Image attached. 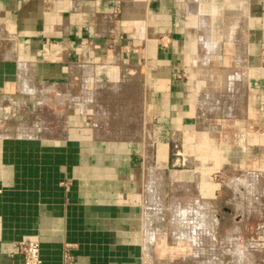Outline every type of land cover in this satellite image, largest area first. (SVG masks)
Masks as SVG:
<instances>
[{"label":"crops","instance_id":"0c3cea01","mask_svg":"<svg viewBox=\"0 0 264 264\" xmlns=\"http://www.w3.org/2000/svg\"><path fill=\"white\" fill-rule=\"evenodd\" d=\"M126 85H141V130L92 120L94 92ZM51 100L60 118L34 119ZM6 117L22 132L0 135V264H24L23 239L43 264H64L67 243L74 264H198L175 237L219 230L220 171L228 214L264 234V0H0ZM175 140L190 167L165 165Z\"/></svg>","mask_w":264,"mask_h":264},{"label":"rangeland","instance_id":"374dc122","mask_svg":"<svg viewBox=\"0 0 264 264\" xmlns=\"http://www.w3.org/2000/svg\"><path fill=\"white\" fill-rule=\"evenodd\" d=\"M140 89H141V85H138V87L136 86L133 89H130L128 85H126L123 89L104 91L100 94V96H98V94L94 92L95 97H92V100H90L93 101L94 103V113H91L90 117L94 121L102 120V117L105 120L108 119L111 128L114 129H119L123 126L129 132L134 133L138 130L140 131L141 124L140 125L136 124L138 122L134 123V121L137 118H135V120L134 118H132L133 115H136L137 117L140 116V107L138 106L139 102L142 99V95H141L142 91ZM50 103L56 104V102L51 100L49 104L45 105V108H42V111L38 110L39 113L34 114V119L37 118L36 117L37 115H40L42 118H48V119L51 118L54 120H58L60 118V115L62 114H57L58 112H54V110L60 111L63 110L64 107L59 105L58 108H56L54 105H51ZM97 104L100 105V107L97 106ZM102 112L105 113V116H103ZM10 126L13 127L15 125H10ZM235 139L236 141H240L241 135L235 136ZM176 143H179V147H181V150L183 152L182 140H178V142L177 140L170 141L171 158L168 163H165V165H168L169 168H173V169L178 167L180 168L190 167L192 163H195L194 159L191 158L189 155L184 156V158L183 156L179 157L178 159L177 156L174 154L177 149L175 147ZM148 144L150 150L148 155V168L157 167V170L152 172L153 173L152 178H150L151 173H149L148 180L151 179L150 182L153 180V185L157 187L156 192L157 194H160L158 192H160L161 186L166 187V184L163 179H166L168 174L167 173L164 174V172L162 173L159 172V167L160 166L162 167V164H164V162L159 161L157 157L153 155V150H154L153 141L148 140ZM232 174L233 173L230 172L226 173L224 171H220L214 173L213 175L214 179L221 184V188L218 189V192L220 191L222 195L218 199V203H219L218 215L221 222L220 224L221 226H219V230L215 232L214 231H182V232H186V234L175 237V239H178L177 237H180V239L182 238L183 243H185L186 250H188V252L186 253L187 256L194 261L196 260L198 264H203L202 262L208 259L223 261L224 264H257L258 260L260 259L262 260L264 258V252L257 250L258 247L264 248V234H262L259 231H255L256 220L255 219H250V221L246 219L238 220V218H233L228 214L229 211L226 208L228 206L225 204V200H226L225 198L230 196L229 194L230 193L232 194L233 190L235 192V188L232 187H231L232 189L230 188ZM238 176L240 177V174L236 173V177ZM162 182L164 183L162 184ZM176 187H174V189H170V191L168 192L169 195L168 200L172 201L170 203H167L168 206H167V210L165 211H167L168 215L172 214L171 210L173 211L177 210L176 200L173 197L180 196L184 193L182 188H176ZM242 212L244 211L240 210L238 211V214ZM221 214H222V219H221ZM243 217L244 215L242 214V218ZM185 221L186 223H188L189 227L191 226L193 228L192 223H194V220H190V221L185 220ZM174 222L177 221L174 220ZM168 224L170 225V223ZM236 226L238 227L242 226L240 229L241 231L238 230ZM228 228L229 229L232 228L233 231L232 232L226 231V229ZM163 232H166L167 236L171 239L173 237L172 235H174L175 232H179V231H163ZM188 233L189 235L191 234L192 236H189ZM241 249L243 250L245 255L242 259V262L238 260V255H240L241 257V253H238L239 250ZM261 264H264V260L261 261Z\"/></svg>","mask_w":264,"mask_h":264},{"label":"built area","instance_id":"2783aa9c","mask_svg":"<svg viewBox=\"0 0 264 264\" xmlns=\"http://www.w3.org/2000/svg\"><path fill=\"white\" fill-rule=\"evenodd\" d=\"M2 121L0 119V135L5 134H21V129H15L10 126L6 121ZM178 142V141H177ZM175 147L177 148L175 151V155L179 159L182 157L181 147H179V143H176ZM19 251L24 255V264H43V260L41 257V247L38 239H23L17 242ZM74 245L71 243H67L64 248V264H74V255L71 252V249Z\"/></svg>","mask_w":264,"mask_h":264},{"label":"water","instance_id":"95a60500","mask_svg":"<svg viewBox=\"0 0 264 264\" xmlns=\"http://www.w3.org/2000/svg\"><path fill=\"white\" fill-rule=\"evenodd\" d=\"M241 217H242V213H239V214H238V217H237L238 220L241 219Z\"/></svg>","mask_w":264,"mask_h":264}]
</instances>
